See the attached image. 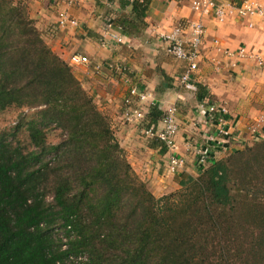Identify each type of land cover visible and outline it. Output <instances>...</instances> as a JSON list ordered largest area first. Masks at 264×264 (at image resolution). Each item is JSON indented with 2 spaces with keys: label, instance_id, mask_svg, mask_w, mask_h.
<instances>
[{
  "label": "trees",
  "instance_id": "1",
  "mask_svg": "<svg viewBox=\"0 0 264 264\" xmlns=\"http://www.w3.org/2000/svg\"><path fill=\"white\" fill-rule=\"evenodd\" d=\"M13 108L39 111L17 126L27 146L0 135V264H264V137L156 197L28 5L0 0V111ZM50 126L66 137L55 147Z\"/></svg>",
  "mask_w": 264,
  "mask_h": 264
},
{
  "label": "crops",
  "instance_id": "2",
  "mask_svg": "<svg viewBox=\"0 0 264 264\" xmlns=\"http://www.w3.org/2000/svg\"><path fill=\"white\" fill-rule=\"evenodd\" d=\"M23 1L46 43L72 67L83 87L111 109V119L119 126L117 135L127 144L128 159L151 189L169 193L177 174L162 181L163 169H170L168 150L153 147V142L140 138L135 123L124 122L125 100L134 86L149 95V109L158 107L164 113L167 106L177 107V154L186 161L177 171L197 173L200 148L211 157L223 154L206 140L215 130V125L205 123L208 102L227 111V126L239 137L236 151L251 144L254 135L249 128L264 114V66L258 63L259 57L264 59V0H222L226 12L222 22L195 11L192 0H149L144 12L136 9L133 0ZM246 6L255 9L254 14H241ZM61 13L78 26L61 27ZM193 21L203 22L206 36L199 70L190 84H183L187 65L166 53L162 37ZM186 37L191 38L189 31ZM73 56L89 62L72 64ZM260 135L264 137V122Z\"/></svg>",
  "mask_w": 264,
  "mask_h": 264
},
{
  "label": "built area",
  "instance_id": "3",
  "mask_svg": "<svg viewBox=\"0 0 264 264\" xmlns=\"http://www.w3.org/2000/svg\"><path fill=\"white\" fill-rule=\"evenodd\" d=\"M139 3H144L145 0H133ZM192 7L195 11L199 12L203 16L215 15L220 22L224 21L226 12L222 0H192ZM256 10L250 6H246V11H241L254 14ZM244 13V14H246ZM59 24L61 27L78 26L76 21L68 19L65 13L60 14ZM191 33V38L187 39V32ZM206 36V29L202 21H193L189 24H179L169 34L162 37V40L167 44L166 53L173 57L177 61L184 62L187 67L183 75L181 76V82L183 84H190L193 75L199 70V60L202 53V45L204 37ZM119 42L122 39L118 38ZM242 54V51H241ZM72 64H86L88 58L82 56H73L71 58ZM258 63L264 66V59L258 58ZM121 73L126 71L122 68H118ZM149 99V95L144 91H141L139 87L134 86L130 90L129 98L125 100V104L128 107V111L125 114L126 120L129 123L142 122L146 119V115L149 112V107L146 105ZM205 123L215 125L213 133H208L206 140L211 147H219L224 151H230L237 144L238 136L232 131V128L228 127L225 115L227 111L223 107H219L216 104H206ZM178 109L175 105L166 107L163 113V118L159 125L161 126H149L144 131L146 135L151 138H155L167 148L169 152L170 170L172 172L177 171L185 166L186 161L184 158L177 154L178 146L176 142L177 134L180 130L178 123ZM264 122V114L257 124L250 129V132L254 137H262L260 135L261 124ZM258 134V135H257ZM199 159V165L206 166L214 157H211L210 152H205L200 148L197 150Z\"/></svg>",
  "mask_w": 264,
  "mask_h": 264
},
{
  "label": "rangeland",
  "instance_id": "4",
  "mask_svg": "<svg viewBox=\"0 0 264 264\" xmlns=\"http://www.w3.org/2000/svg\"><path fill=\"white\" fill-rule=\"evenodd\" d=\"M89 92V91H88ZM91 92V91H90ZM89 92V93H90ZM90 95H93L92 93H90ZM95 98V97H94ZM98 107L100 108V110L105 113L108 117H110L111 119V116L113 114H110L109 112L111 111L110 108H104V106L102 105V103H100L98 101V99H95ZM126 106V104H125ZM39 108H35V109H24V110H19V109H16V108H13L11 110H8V111H0V135H3L5 136L9 141H13L15 142L16 139H20V143L23 145V146H27L28 144V135L25 134V129H20L19 132H16V129H17V126L20 124V122L26 124L28 121H31L35 116H36V113L39 111L38 110ZM128 111V107L126 106L125 107V111L123 113V115L125 116L126 112ZM112 121V128L115 132V135L117 137V139L119 140V143L121 145V147L123 149H126L127 148V144L124 142V140L121 138L118 137L117 135V131L119 129V126H118V122L117 121ZM124 122L126 124H134V123H129L126 119H124ZM123 123V121H122ZM136 124V127L139 128V136L142 140H146L148 142H153L155 141V138H151L150 136L146 135V133L144 131H146L145 129L149 127V124L147 122V120L145 119L144 121L142 122H137L135 123ZM51 128H49L47 131V144L50 145V146H58L59 144H61L64 140H66V137H65V134L61 131V130H58L56 128V126H50ZM125 151V154L127 156V158L129 157V155L127 153H129L126 150ZM129 160V159H128ZM131 161V160H129ZM131 163V162H130ZM132 165V163H131ZM133 167V165H132ZM165 168V167H164ZM134 169V167H133ZM135 171V169H134ZM169 174L171 173V170L169 169V171H167ZM166 172V168L163 169V172H162V175H163V179L162 181H166V180H171L173 177H174V174H179V173H182L183 172V169L180 170V171H176L174 173H171L172 175L171 176H168V173ZM195 177L198 176V174L194 171V170H191L190 171ZM135 173L138 175V177L142 180V181H146L144 179V177L142 175H140L138 172L135 171ZM168 178V179H167ZM176 179V178H175ZM173 184H171L172 186L174 185V187L169 190V193H166V194H170V193H174L176 191L179 190V185L177 184L176 181H171ZM147 183V182H146ZM148 185V183H147ZM153 188L151 189V187H149L151 189V191L154 193V195L156 197H162L164 195H162V192H159L157 189H155L154 186H152ZM177 188V190H176ZM52 197H48V201H51ZM65 248V247H64Z\"/></svg>",
  "mask_w": 264,
  "mask_h": 264
}]
</instances>
